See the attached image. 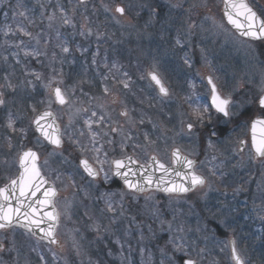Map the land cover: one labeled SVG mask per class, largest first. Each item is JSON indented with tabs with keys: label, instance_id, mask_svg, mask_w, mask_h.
<instances>
[{
	"label": "rangeland",
	"instance_id": "1",
	"mask_svg": "<svg viewBox=\"0 0 264 264\" xmlns=\"http://www.w3.org/2000/svg\"><path fill=\"white\" fill-rule=\"evenodd\" d=\"M30 1L0 0V96L3 100V104H0V120L7 122L11 117L18 123L24 120L22 126L31 125L37 113L45 108H53L50 88L45 87L49 81H52L53 86H59L61 89L63 86L67 92L64 94L68 104L63 110H59V116L57 112L56 114L58 121L65 120L63 130L66 133L63 132V136H68L73 145H83L84 132H86L82 131L83 124L80 126L83 117L95 120V117L100 119L111 112L110 118L114 122L110 123L106 118L105 134L110 141H116V158L117 156L123 158L128 156V153H132L138 161H144L142 163L146 164L149 155H154L160 162L169 165L171 150L178 148L188 157L200 160L196 173L206 180L202 189L181 198H163L154 194L135 197L117 189L116 197L111 200H116V211L117 213L123 211V216L118 218V223L115 225L110 224L113 214L106 211L104 200L107 197L101 198L99 194L96 201L83 197L93 205L97 204L96 208L99 205L104 206V211H93V205H89L90 208L85 213L87 215L79 213L80 219L84 214L82 216V219H86L84 225L91 222L82 228L69 226L67 222L69 220L71 223L80 205L88 206L81 200L71 199L73 191L64 184L60 191L62 194L69 193L70 199L67 201L60 199L58 202L64 218L60 223L58 235L65 241V251L58 256L59 263L97 264L96 261L103 256L110 260H106L104 264H130V262L141 264L142 259L144 264H161V260L164 264H173V261L180 264L179 259L182 258H191L196 264H232L227 245L228 239L231 238L235 241L244 264H264V260H261L264 257V160L255 163L248 147L247 130L251 120L249 119L247 126L241 124L240 128L236 129L232 124L239 119V116L232 122L222 123L213 114L211 122L207 117L205 118L204 127L196 123L191 133L185 131L187 123L195 121L192 107L202 108L207 104L209 90L204 79L209 75L214 78L215 83L218 81V88L223 94L231 93L237 105L236 110L247 111L246 115H252L251 117L260 114L254 101L264 89V44L257 46L252 44V47H249L248 44L239 43L240 41L224 25L222 17L218 14L221 6L219 0H161L169 5V8L166 11L168 21L160 28L151 24L154 22L156 12L153 2L150 3L149 0H91L84 6L75 0L72 12H63L71 19L70 25L62 23L60 20L62 12L58 11L49 13L56 16V19L50 22L49 15L46 16L40 7L44 2L35 0L31 5ZM249 1L264 16V0ZM18 3H23L29 9L25 12L27 19L14 14L17 11H25V8H17ZM115 3L126 8L125 16H115ZM105 6L110 10L105 11ZM197 6L201 8L199 16L194 15V7ZM98 9L102 16L105 15L110 21L103 19V25L110 35L101 39V42L107 43L108 40L110 43L115 42L114 48H119L120 51L116 53V59H120L111 67L116 77V87L110 89L107 94L102 93L92 100L88 98L82 101L76 98V95H82L86 83L83 69L77 66V62L72 61L70 53L68 55V52L65 53L62 49L64 46L69 48L68 39H73L76 35L85 39L84 47H96L100 37L94 36V33L98 29L85 25L81 18L84 13L89 12L90 18L94 19V11ZM142 14L146 16L143 17ZM133 18L143 22L137 25ZM117 20L119 23L116 22ZM19 26L31 32L32 38L21 35L17 31ZM149 28L157 30V33L146 32ZM82 32L87 35H82ZM193 36L197 39V47L201 50L199 62L194 63L190 70V72L196 71L194 75L196 80L191 84L183 78V83L186 84L185 95H180L182 100H178L173 95L176 90L175 84L172 86L173 91L166 82L167 87L172 90L170 92L172 96L167 101H162L154 96V92L146 82L145 74L147 71L155 70L165 79L166 73L160 72V68H166L164 62L180 67L176 58L175 46H178L175 43L176 39L180 38L183 43V40ZM21 41L24 43L21 44ZM211 48L216 49L218 62L226 66L232 64L235 67L230 71L225 70L226 76L223 80L216 79L219 64L215 68L211 60H207ZM25 51L35 54L25 56ZM178 59L181 61L182 57L178 56ZM8 60H12L14 66L11 64L6 66ZM93 61L96 62L95 57ZM63 63L68 66L63 68ZM15 66H19L20 73L17 75L13 70ZM65 69L71 70L73 78L70 79L69 73L63 71ZM94 72L96 75L99 73L96 70ZM178 75L182 79L183 71H178ZM122 81L128 83V88H124ZM9 84L12 87H8ZM181 84L182 82L177 87L180 88ZM36 91L42 95L41 99L45 98L44 102L41 99L39 103L37 100L33 103L28 102L29 99L34 100V95L37 96ZM96 92L97 90H92L87 93L90 97ZM115 96L119 99H116V105L112 107L111 103ZM162 105L166 108L171 107L170 112L167 113ZM82 109H88L87 113L83 114ZM121 111H127L128 116L121 117ZM93 112L96 116L92 115ZM215 125L225 129L223 137L217 134L210 137L207 134L214 131L212 128ZM95 126L94 121L93 127ZM3 128L10 129L0 127L1 133L4 131ZM86 128L88 130L87 125ZM113 128L117 129L115 138H111ZM13 129L10 130V141L7 138L0 139V150H3L1 146L6 142L14 146L12 136L15 132L21 130L23 133L22 129L18 131ZM202 129L205 134L202 133ZM146 135L147 139H145ZM89 137L90 132L87 134V138ZM26 138L29 139L28 136ZM240 140L246 141L242 153L238 152ZM201 144L203 149L199 148ZM19 154V149L15 150L13 147L10 156L7 154V159L5 158L6 167L13 174ZM56 155L49 154L57 159ZM92 156L97 160V157ZM99 165L104 169L105 175L109 170L107 158ZM70 168L79 171L75 164H71ZM215 171L219 174L218 178L214 176ZM102 177L104 179L103 175ZM226 180L231 181L219 188L217 182L222 183ZM79 184L80 181L77 186ZM77 186L75 185V188ZM121 193L124 196L123 200L120 199ZM147 197L150 199H146ZM73 202L76 204L74 205ZM69 213L71 216L68 218ZM133 217L135 222L130 224L129 221ZM173 217H175L174 221ZM161 221L164 223L162 224ZM169 221H173V231L168 230ZM181 224L185 231L178 233L174 229ZM96 226H99V231L96 230ZM141 233L144 236L143 240H140ZM170 236H183L184 239L178 242L184 245V251L188 255L184 252L173 255L172 245L167 243ZM118 240L120 243H117ZM141 247L145 248L143 257L140 253ZM161 248L166 250L167 256L161 255ZM44 249L41 254L46 256L52 254L47 248ZM149 252L152 254L151 261L148 260ZM258 258L259 261L256 263Z\"/></svg>",
	"mask_w": 264,
	"mask_h": 264
},
{
	"label": "snow or ice",
	"instance_id": "2",
	"mask_svg": "<svg viewBox=\"0 0 264 264\" xmlns=\"http://www.w3.org/2000/svg\"><path fill=\"white\" fill-rule=\"evenodd\" d=\"M80 2L83 3L84 0H80ZM41 7H43V5ZM17 8H25V11H17L14 14L27 19L25 12L29 9H27L23 3H18ZM109 10L110 9L105 6V11ZM61 11L62 15L60 20L64 25H70L72 23L71 19L67 15L63 14V10ZM115 12L120 16H125L126 8L117 4L115 6ZM223 17L227 20V23L232 26L236 34H238L240 37H243L245 41L251 42L248 45L249 47H252V44L255 43L264 44V18L258 15L257 11L253 9L248 0H223ZM48 19L50 22L54 21L56 19L55 14L49 15ZM113 19H115V17H113ZM116 22L119 23V20ZM17 31L23 36L32 38V33L26 31L22 26H19ZM81 34L83 35L84 33L82 32ZM89 34H91L90 30ZM23 43L24 42L21 41V44ZM175 43L176 45L182 46V41L180 38H177ZM17 46L19 47V45ZM62 51L67 53L69 52V48L63 47ZM24 54L25 56H28L35 53L25 51ZM184 64L188 65L189 67L192 66L191 58L187 55L184 57ZM113 67H115V65H113ZM125 75L127 74L125 73ZM148 76L150 80L157 86L161 95L167 96L169 94L168 89L165 87L162 81V78L155 70L150 71ZM39 78V75H37V79ZM105 79H107V77H105ZM206 79L207 85L210 88V102L205 104L202 108L196 107L193 109L195 121L187 123V129L189 133L193 131L196 123H199L202 127H204L206 117L208 118L209 122H211L213 119V113H215V117L222 123L232 122L234 118L243 115V112L236 110L237 105L231 93H228L227 95L223 94L211 75H209ZM122 83L124 88H128V83L126 81H122ZM8 87H12V85L9 84ZM45 87L51 89L55 103L60 105L67 103V99L59 86L54 87L52 81H49ZM104 91L107 94L109 89L105 87ZM254 102L257 105L260 114L249 118L251 120V149L255 153L256 158L264 159V89L261 90ZM0 104H3L2 99H0ZM33 111H35V109H33ZM92 115L96 116V113L93 112ZM120 115L127 117L128 112L122 111ZM100 119L103 120V117ZM142 122L143 121H141V123ZM92 123V121H85V124L88 126L90 135L92 137L93 150L99 152L101 149L95 147L97 133L92 132ZM32 124L35 126V131L39 133L40 137H42L44 141H47V143L54 146V148L62 147V133L59 127L55 124V116L51 111L37 113L32 120ZM7 126L10 129L13 128V121L11 117H9ZM112 131L116 132L117 129L113 128ZM81 135H83V132H81ZM209 135L211 137L216 135V133L213 131ZM147 138L148 137L146 135L145 139ZM39 142L40 141L38 139L37 143ZM239 144L244 145L245 141L240 140ZM242 150L243 149L241 148V151ZM52 154L54 153H50V155ZM172 155L174 157V163H185L186 167L189 169V171L184 173V175L181 177L182 180L187 182V186L184 183L177 184L175 181H172L169 184L164 182L163 178H161V181L158 182L160 185L158 190L165 193L179 194L186 193L197 186H202L205 184V177L197 174L193 168L194 161L189 160L186 157H181L179 149H175ZM38 158V154L32 149L22 152V154L19 156V167L21 169L19 176L12 179L9 185H6L4 188H0V229L18 226L25 229V234H31L33 236H35L36 232L39 231L42 233V235L38 237L39 240H47L50 244H56L58 241L55 238V228L59 221V213H57L55 204L53 202L56 195V190L49 186L43 191V198L37 196V194L41 192L43 185L48 183V181L41 175L40 169L36 163ZM152 159L154 160L155 158L153 157ZM97 162L101 164L103 163V161H99L98 157ZM134 162L135 161H133V163ZM111 163L113 165L112 175L119 177V179L123 181L126 189L137 193L147 191L143 184L134 183L128 178V171H121V169L126 167L123 160H113ZM79 167L82 168L83 172L93 180H95L100 175V173L104 171L102 167L99 169L94 168L87 158L80 159ZM159 169H162L165 174L170 171L163 164L159 165ZM132 174L135 175V173ZM175 175L181 176V173L177 171L175 172ZM108 180V173H105L104 182L107 183ZM145 182L148 184L152 183L149 177H145ZM114 195H116L114 192L101 194V198L105 196L108 197V199L104 200V203L106 211L113 214L112 220L110 221V224L112 225L117 224L118 218L123 216V211L117 213L116 208L113 205L111 197ZM123 198V193H121L120 199L123 200ZM146 199H150V197H147ZM13 200H15V206L12 204ZM49 207L52 209L51 212L44 211ZM122 208L123 205L121 204V209ZM101 211L103 212L104 210ZM155 214L156 213H154V215ZM174 220L175 217H173V221ZM173 221L168 222L169 231H173ZM46 222L48 223V226L45 229L41 227V225L45 224ZM134 222L135 217L129 221L130 224H133ZM161 223L163 224L164 222L161 221ZM96 230H100L99 226H96ZM149 230L151 231V228ZM174 230L178 233H183L185 231L182 224L178 225ZM143 239L144 236L143 233H141L140 240ZM183 239V236H170L167 243L172 245L173 255L180 252H184L185 255H188L187 252L184 251V245L178 242L182 241ZM117 243H120V241L118 240ZM229 243L232 245V258L235 261V264H244L239 253L237 252L235 241H229ZM121 247H123V245H121ZM0 250H3V245H0ZM160 251L162 256H167V252L164 248H161ZM144 252L145 248L141 247L140 253L142 257ZM53 255L55 257V254ZM168 258L170 260L172 259V257ZM151 259L152 254L149 252L148 260L151 261ZM41 260H44L43 256H41ZM141 264H144L143 259ZM161 264H164L163 260H161ZM173 264H176V262L173 261ZM183 264H196V261L188 258L183 260Z\"/></svg>",
	"mask_w": 264,
	"mask_h": 264
},
{
	"label": "flooded vegetation",
	"instance_id": "3",
	"mask_svg": "<svg viewBox=\"0 0 264 264\" xmlns=\"http://www.w3.org/2000/svg\"><path fill=\"white\" fill-rule=\"evenodd\" d=\"M115 82V81H114ZM83 95L79 96L80 100L85 101L84 99L92 100L94 95L88 96L87 90H82ZM52 99V98H51ZM45 101V98L43 99V102ZM53 101V99H52ZM54 104V102H53ZM116 103L113 105L115 107ZM65 107H56L53 105V108H46L53 112L56 118L58 113L59 116V110H63ZM88 109H85L82 113L86 114ZM110 112V111H106ZM111 113V112H110ZM110 113H106V116L103 117V120H100L99 118L95 117V120H92L91 118L83 117L84 119L81 120V125L83 124L82 131L84 132V139H83V145L75 146L72 144L71 140L68 138V136H63V132L66 133L65 130H63V124L65 123V120L58 121L61 133H62V139H63V146L61 149H54L52 147H48L43 141H41L32 131L29 133V139L26 140V142H30V144L23 143V135H24V129L22 126V121L17 122L16 121V131L18 129H22L23 133L20 131L15 133V141L20 146V154L27 148L32 149L38 154V167L40 169L41 174L44 176V178L48 181H50L54 187L57 189V198H63V200H69L70 194H62L60 189L64 184L68 185L69 189H75V185L77 186L78 181H80V189H78V193L72 194V196L75 197H81L84 195V193H90L91 195L96 194H102V193H109V192H116V182L112 179V161L116 160V141L109 142L108 135L105 134L106 131V118L109 120L110 123H113L114 121L110 118ZM58 120V119H57ZM85 121H92L96 122V126L93 127V123L91 125L92 132L97 133L96 136V143L95 147L100 148L101 150L99 152H96L93 150V144H92V137L90 135L89 138H87V134L89 132V128L87 130ZM88 127V126H87ZM31 129V128H30ZM116 137V132H113L111 130V138ZM39 139V143H37V140ZM66 140H69V142H66ZM3 150H0V170L6 169V159L5 157V150L3 146H1ZM76 151H78L79 153ZM53 152L54 154H57V159L52 158L49 156V154ZM95 157L99 158V161H103L107 158L108 162V169L107 173L109 175V182L105 183L103 180L102 175L104 176V171L100 173L98 176V183L90 178H87L78 168V162L81 158H87L89 162L92 164L94 168H101L99 163ZM6 158V159H5ZM60 158V159H59ZM16 164V162H15ZM71 164H75L79 171H75L70 168ZM6 172L5 170H3ZM0 178H1V172H0ZM103 179V180H102ZM85 185V188L83 189ZM91 185V186H90ZM94 185V186H92ZM89 186L91 187L89 191ZM86 191V192H84ZM59 213V212H58ZM61 214V216H60ZM68 218L71 216V213L67 214ZM62 218V212L59 213V223ZM75 219H73L74 221ZM64 221V218H62V222ZM67 224L70 226L71 223L68 220ZM15 231V232H13ZM24 236H27L26 234L20 232L18 229H12L3 231L0 233V238H2V243L0 245H3V250H0V264H7L8 262H13L15 264L30 261L32 264H42L41 256L39 251H35L34 254L30 251V245L25 240ZM16 237L14 242H12V238ZM28 237V236H27ZM60 237V236H59ZM62 239L60 238L58 241V244L56 247H48L54 254H62L63 253V245ZM37 242V241H36ZM39 243V242H38ZM54 258H52L50 261H53ZM49 261V262H50Z\"/></svg>",
	"mask_w": 264,
	"mask_h": 264
},
{
	"label": "water",
	"instance_id": "4",
	"mask_svg": "<svg viewBox=\"0 0 264 264\" xmlns=\"http://www.w3.org/2000/svg\"><path fill=\"white\" fill-rule=\"evenodd\" d=\"M225 21L227 23V20L226 19H225ZM229 26L232 28L231 25H229ZM156 88H157V86H156ZM33 129L35 131V126L34 125H33ZM35 133L40 137L39 133H37L36 131H35ZM249 135H250V142H251V132H249ZM40 138H42V137H40ZM172 158H173V164H172V167L171 168H168L170 171L167 174H165V172L162 169H159L160 163H158L155 159L154 160L151 159L150 160V163H149V166L148 167H145V168L138 166L135 162L133 163V160L132 159H126V160H124L126 167L123 168V169H121V171L122 172L123 171H128L129 172V177L128 178L130 180H132L134 183L143 184L144 187L147 189V191L140 192V193H137V192H134V191H131V192H134L136 194H142V193H146V192H149V191H156V192H160V193L165 194V195H178V196H181V195H185V194L191 192L193 189H195V188H193V189H191L190 191H188L186 193H179V194H176V193H165L163 191L158 190V188L160 186L158 182L161 181V178H163V181L164 182L169 183V184L172 181H175L177 184L184 183L187 186V182L185 180H182L181 177L184 175V173H186L187 171H189V169L186 167V164L185 163H179V162L174 163V157H172ZM193 166H194V164H193ZM19 170L21 171L20 167H19ZM129 170H131V171H129ZM177 171H179L181 173V176H176L175 175V172H177ZM132 173H135V175H133ZM145 177H149L151 179L152 183L151 184L146 183L145 182ZM116 180L120 181V183L122 184V186L124 187V189H126L125 186H124L123 181L120 180L119 177H116ZM49 186L50 185L48 183L45 184V185H43V187L41 188V192L38 193L37 196L40 197V198H43L42 197V193ZM197 187H200V186H197ZM126 190L129 191L128 189H126ZM33 199H35V198H33ZM12 204H13V206H15V200L12 201ZM51 210H52L51 207H49V208H46L44 211L51 212ZM47 226H48V223L47 222L45 224L41 225V227H43L45 229L47 228ZM14 227H18V226H14ZM56 227H57V225H56ZM18 228H20V227H18ZM21 229H23V228H21ZM23 230H25V229H23ZM41 235H42V233H40L39 231H37L36 232V235L34 237L35 238H38ZM43 241L45 243L49 244V245H52L47 240H43ZM230 247H231V256H232V245H230ZM232 260H233V258H232ZM233 262L235 263L234 260H233Z\"/></svg>",
	"mask_w": 264,
	"mask_h": 264
},
{
	"label": "trees",
	"instance_id": "5",
	"mask_svg": "<svg viewBox=\"0 0 264 264\" xmlns=\"http://www.w3.org/2000/svg\"><path fill=\"white\" fill-rule=\"evenodd\" d=\"M57 1H59V4H64V2H66L67 0H64L63 3H61L60 0H57ZM49 2H50L52 5H55V4H56V0H49ZM30 3H31V5H32V3H34V0H31ZM116 188H119L118 183H116ZM106 260H107V261H110V260L104 258L103 256H101V258H99V259L96 261V263H97V264H104V263L106 262ZM261 260H264V257H263ZM258 261H259V258L256 260V263H258Z\"/></svg>",
	"mask_w": 264,
	"mask_h": 264
}]
</instances>
